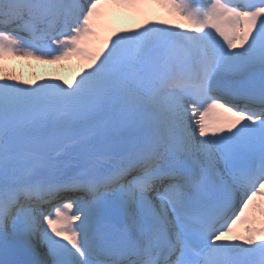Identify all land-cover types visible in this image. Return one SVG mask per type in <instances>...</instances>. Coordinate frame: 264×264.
Masks as SVG:
<instances>
[{"label":"snow or ice","instance_id":"1","mask_svg":"<svg viewBox=\"0 0 264 264\" xmlns=\"http://www.w3.org/2000/svg\"><path fill=\"white\" fill-rule=\"evenodd\" d=\"M0 264H264V0H0Z\"/></svg>","mask_w":264,"mask_h":264},{"label":"rangeland","instance_id":"2","mask_svg":"<svg viewBox=\"0 0 264 264\" xmlns=\"http://www.w3.org/2000/svg\"><path fill=\"white\" fill-rule=\"evenodd\" d=\"M162 19H167L171 23H176V19H169L168 17H163ZM9 72L16 76L17 79L27 80V81H39L44 78L60 76L64 79L71 80L73 75L81 66L80 62L77 60H72L71 62H64L59 65H43L38 64L35 61H23L14 60L9 62Z\"/></svg>","mask_w":264,"mask_h":264},{"label":"bare ground","instance_id":"3","mask_svg":"<svg viewBox=\"0 0 264 264\" xmlns=\"http://www.w3.org/2000/svg\"><path fill=\"white\" fill-rule=\"evenodd\" d=\"M162 12H164V10H162ZM139 18L140 17H132V16H128L126 18H122V19H117L116 21H114L112 23V25L110 26L109 30L106 31L105 33H103V35H107L109 31L115 29V30H118L119 28L121 27H127V26H131V27H135L137 25V23H139ZM143 19L144 18H148L150 19V16L149 14L146 16V17H142ZM152 20H155L154 17H152ZM75 60V59H74ZM78 61V60H77ZM9 62H12V61H9ZM8 62V63H9ZM68 62H71V61H68Z\"/></svg>","mask_w":264,"mask_h":264}]
</instances>
